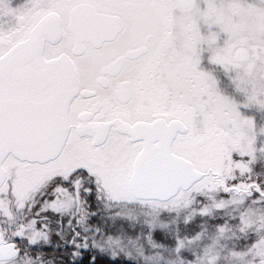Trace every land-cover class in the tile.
<instances>
[{"label": "snow or ice", "instance_id": "6c2138e0", "mask_svg": "<svg viewBox=\"0 0 264 264\" xmlns=\"http://www.w3.org/2000/svg\"><path fill=\"white\" fill-rule=\"evenodd\" d=\"M204 4L22 0L14 6L0 0V192L7 186L23 205L30 192L44 191L52 199L42 208L54 214L78 206L81 193L99 199L103 175L138 184L203 181L212 190L243 188L264 197L256 182L229 186L211 160L210 146L229 121L240 125L239 113L214 91L208 74L172 53L183 26L192 41L211 46L217 40L216 32L199 34L200 19L231 35L224 10L214 0ZM177 10L184 15L177 17ZM253 26L264 43V9ZM252 151L249 142L239 155ZM225 155L231 172L232 152ZM234 166L250 171L243 162ZM16 168L14 182L9 173ZM26 179L31 182L23 187ZM0 212H7L2 198ZM80 246L87 247L86 238Z\"/></svg>", "mask_w": 264, "mask_h": 264}, {"label": "rangeland", "instance_id": "374dc122", "mask_svg": "<svg viewBox=\"0 0 264 264\" xmlns=\"http://www.w3.org/2000/svg\"><path fill=\"white\" fill-rule=\"evenodd\" d=\"M21 2L12 0L14 6ZM197 3L201 9L205 7L204 0H197ZM214 3L217 9L224 10L223 17L231 25V35L216 23L210 29L209 24L200 19L199 34L206 36L209 31L216 32L217 40L211 46L206 41H192L189 29L183 26L175 34L172 53L208 74L214 91L224 98L228 108L239 113L240 125L229 121L219 142L213 141L210 146V158L224 169L226 182L229 186L256 182L264 187V106L256 102L264 100V43L253 26V17L264 9V0H214ZM229 5L234 6L229 8ZM183 15L177 10V17ZM238 49L246 51V61L235 60ZM214 55L224 57L227 65L213 62ZM233 139L239 140L240 146L235 149ZM249 142L254 151L251 155L240 156V148L247 149ZM229 151L233 162L231 172L227 171L229 165L225 155ZM241 162L246 163L250 171L241 174L234 166ZM19 171L16 168L9 173L14 182L15 173ZM30 182L26 179L22 186L27 187ZM103 188L99 195L110 204H98L97 209L93 208L90 199L81 193L78 206L54 214L42 208L48 207L46 201L52 199L44 191L30 192L27 202L21 205L13 190L5 186L0 192L7 209L6 213L0 212L2 231L21 238L25 247L38 245L42 250L43 246L58 249L68 245L73 248V256L77 251L94 249L112 257L122 255L140 264H264V197L255 190L249 194L243 188L233 189L223 198L222 189L212 190L199 181L170 200L143 201L131 196L128 182L108 175H103ZM252 193L259 196H252ZM218 204L222 206L217 207ZM105 208L113 210L115 217L107 228L108 233L99 220ZM81 216L84 219L78 224L77 218ZM69 218H72L71 224ZM216 218L219 222L211 224L208 221ZM126 223L142 227L144 233H127ZM85 238L87 247H77ZM178 241L183 242V247L178 248ZM58 257L56 254L54 258ZM0 264L54 263L27 250L16 252L13 258Z\"/></svg>", "mask_w": 264, "mask_h": 264}, {"label": "trees", "instance_id": "16d2710c", "mask_svg": "<svg viewBox=\"0 0 264 264\" xmlns=\"http://www.w3.org/2000/svg\"><path fill=\"white\" fill-rule=\"evenodd\" d=\"M260 184V183H259ZM263 187V185H261ZM224 194L221 195L223 198L224 196H227V193L223 192ZM259 196L258 193H252V196ZM90 203L93 206V208H98L97 205H101L103 203H106V205L110 204L109 201H106L103 196H100L99 199L96 198V196H92L90 198ZM113 210L110 208H105L100 212L101 218L99 219L101 221L102 227L105 228V232L108 233L109 230L107 228L111 227L110 224L113 221L112 216ZM211 224L219 222V219H210L208 220ZM103 222V223H102ZM109 224V226H107ZM113 224V223H112ZM124 229L127 231V233H130L133 235L134 233H138L141 235L144 233V229L140 226H134L132 224L126 223L124 225ZM112 232V231H111ZM249 239V238H248ZM251 239V238H250ZM26 246V245H25ZM24 246V247H25ZM27 250L31 253L40 254L44 257L45 261H50L54 264H140L135 261H132L131 259H126L124 256L119 255L116 257L109 256L107 254L98 253V251H95L94 249L90 250H80L77 251L78 253L76 255H72L73 248L69 247L68 245L63 247V245L59 246L58 249H51L48 246H43V249L41 250L40 246H31L27 247ZM54 254V256L52 255ZM60 256L58 258H54L55 256Z\"/></svg>", "mask_w": 264, "mask_h": 264}, {"label": "water", "instance_id": "95a60500", "mask_svg": "<svg viewBox=\"0 0 264 264\" xmlns=\"http://www.w3.org/2000/svg\"><path fill=\"white\" fill-rule=\"evenodd\" d=\"M234 58L238 62L247 60V53L238 49ZM199 182V181H197ZM195 183H185L183 180L157 179L143 184L128 182L131 196L143 201H167L175 197L180 191L189 190ZM15 254L14 246L11 244L1 245L0 235V260H9Z\"/></svg>", "mask_w": 264, "mask_h": 264}, {"label": "flooded vegetation", "instance_id": "af4514ba", "mask_svg": "<svg viewBox=\"0 0 264 264\" xmlns=\"http://www.w3.org/2000/svg\"><path fill=\"white\" fill-rule=\"evenodd\" d=\"M2 226L3 225L0 222L1 245H7V244L13 245L14 246V249H15V254L18 251L19 252L27 251V247H24L25 244L23 243V241L21 240V238H18L16 236H11V235H8V234L7 235L4 234V231H2ZM15 254L13 255V257L15 256ZM5 261H8V260H0V263L5 262Z\"/></svg>", "mask_w": 264, "mask_h": 264}]
</instances>
